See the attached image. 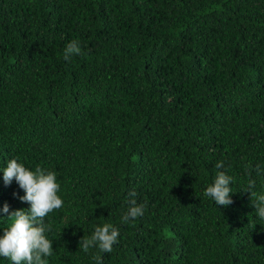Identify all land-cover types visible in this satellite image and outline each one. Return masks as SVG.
<instances>
[{
    "label": "trees",
    "instance_id": "16d2710c",
    "mask_svg": "<svg viewBox=\"0 0 264 264\" xmlns=\"http://www.w3.org/2000/svg\"><path fill=\"white\" fill-rule=\"evenodd\" d=\"M14 158L61 186L49 264H264L244 191L250 165L264 194V0H0V170ZM221 161L228 207L204 195ZM23 195L0 171V209ZM104 223L113 251L79 249Z\"/></svg>",
    "mask_w": 264,
    "mask_h": 264
},
{
    "label": "clouds",
    "instance_id": "9594fccd",
    "mask_svg": "<svg viewBox=\"0 0 264 264\" xmlns=\"http://www.w3.org/2000/svg\"><path fill=\"white\" fill-rule=\"evenodd\" d=\"M83 55L79 41L72 40L63 51V59L70 61L73 56ZM249 179L244 191L250 193L251 199L255 198L252 206L256 210L259 219L264 220V194H257L255 180L251 179V166L249 165ZM224 168L223 161L216 164L218 170L215 178L204 195L211 198L215 205L228 207L233 203L231 184L233 178L220 169ZM3 183L11 185L13 180L23 190L24 195L18 197L21 202L27 203L30 207L27 210H14L10 212V205L4 203L2 212L10 221V225L3 230L0 236V257L8 260L11 264H49L48 258L54 254L53 241L46 233L52 230L51 224L45 223V218L54 210L62 208L64 201L58 195L60 184L57 182V174L47 168L37 166L30 170L17 159H11L2 170ZM255 171L260 174V167L257 165ZM17 194L14 193V196ZM137 193L133 190L128 193L127 211L122 216V223L135 221L145 213V204H138ZM120 236L119 229L111 223H104L103 226H96L90 237H85L79 242V249L88 253L91 248H98L100 252L111 253L113 246L118 243ZM96 264H103L102 257L94 256Z\"/></svg>",
    "mask_w": 264,
    "mask_h": 264
}]
</instances>
